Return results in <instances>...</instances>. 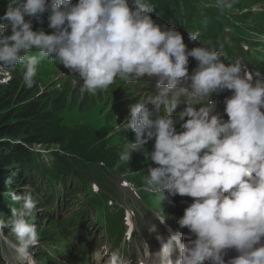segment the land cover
<instances>
[{
    "label": "clouds",
    "instance_id": "clouds-1",
    "mask_svg": "<svg viewBox=\"0 0 264 264\" xmlns=\"http://www.w3.org/2000/svg\"><path fill=\"white\" fill-rule=\"evenodd\" d=\"M235 2L215 0L214 6L223 12ZM152 11L150 0H9L0 16V71L19 67L31 88L37 66L47 59L77 76L75 83L90 95L116 78L155 80L156 94L131 104L128 118L109 133L134 131V141L127 140L119 154L125 163L154 140L145 153L155 165L147 169L146 185L192 198L177 219L187 237L157 235L154 264H264V75L242 68L239 60L226 61L211 44L188 49L181 32L154 21ZM45 12L51 33L32 27L33 19L43 23ZM199 35L189 32L188 40ZM189 57L196 61L191 72ZM225 90L231 92L224 99L227 120L211 99ZM182 96L191 102L182 103ZM7 195L17 206L0 219V234L7 229L14 237L18 264H34L31 250L40 243L36 201L28 190ZM229 249L237 254L226 260ZM106 264H125L119 249Z\"/></svg>",
    "mask_w": 264,
    "mask_h": 264
},
{
    "label": "trees",
    "instance_id": "trees-1",
    "mask_svg": "<svg viewBox=\"0 0 264 264\" xmlns=\"http://www.w3.org/2000/svg\"><path fill=\"white\" fill-rule=\"evenodd\" d=\"M6 6V1L0 0V16L5 13ZM19 76L22 77L21 72H18L17 77L12 76L9 81L0 83V197L5 196L8 190L21 192L25 185L38 189L51 178H56L63 187L67 182L73 183L76 180L80 185L70 188L76 191L85 184L83 171L95 167V160L106 163V167H96L102 178L109 173L107 163L111 166L120 162L119 168L123 170L125 167L129 170L134 164H141L138 156L133 158L132 152V158L127 163L119 159L126 143L120 139L128 131H121L110 143L105 138L113 126L106 120L98 129L88 124H58L56 117L64 111L66 104L63 94L38 91L36 84L28 88ZM71 103L77 104L74 100ZM78 106V110L83 107ZM33 144L56 145L58 150L52 151L47 160H41L29 150ZM108 159L111 161L107 162ZM31 170L41 171L39 180L29 184L24 181L23 175ZM121 217L120 208L109 213L108 228L121 232Z\"/></svg>",
    "mask_w": 264,
    "mask_h": 264
},
{
    "label": "rangeland",
    "instance_id": "rangeland-1",
    "mask_svg": "<svg viewBox=\"0 0 264 264\" xmlns=\"http://www.w3.org/2000/svg\"><path fill=\"white\" fill-rule=\"evenodd\" d=\"M56 77L55 80L51 81L50 83H48L49 81L47 79H44V84L48 85L46 86V88H50L52 86H55L56 89L59 90V87H62L64 91H66V93L69 92H82L80 89V84L79 83H75V81L78 80V77L75 75H70L67 77ZM0 83H4V80H7L8 77H6L1 71H0ZM59 78V79H58ZM40 84H41V80L37 79ZM39 84V85H40ZM40 87H43V85H41ZM87 94V100H91L93 102V108L89 111V112H82L80 110H78L76 107H74L76 105V103H71L69 105L68 108H65L64 111L59 115V117H56V121L58 124L62 125L66 124V125H70V124H74V123H79V124H83V125H90L92 126V128L98 129L101 125L103 121V113L105 112V110H107V108L109 107V105L111 104V102L116 99H118L120 97V94L116 93V88L113 87L112 89H107L103 92H97L95 95H90L88 93ZM80 96V95H79ZM80 98H85L84 96H80ZM71 101V100H69ZM97 104V105H96ZM114 123H117L118 120L114 119L113 120ZM112 124V123H111ZM113 126V124L111 125ZM116 126V125H115ZM114 126V127H115ZM114 127H112L109 132H113L115 131ZM134 134V131H130L128 132L124 137H122L120 139L121 142L126 141L127 138L132 137ZM118 133L109 135V138L107 140H109V142L111 143L116 137H117ZM111 161V159H108L107 162ZM108 166H110L108 164ZM95 169V168H94ZM96 170V169H95ZM97 171V170H96ZM115 171H123V169H120L119 167H114L113 164L110 166V174H112L113 176L116 174H113V172ZM109 180L111 181L112 179L109 178ZM110 187L111 189H113L114 191L117 190L116 188H114L113 186V181L110 182ZM118 201H120V203H128L134 210V212H138L140 213V217H138L137 215L135 217H132V221L135 224L136 227V236H137V243H134V245H131V247L128 246L127 250H129L133 257H137L140 256V254L143 253V251L146 249V247H149L150 253L153 256V253H155V250L153 248L152 244H144L143 240L145 241V243L151 239V237L148 235V237L146 235H142V233H146L147 230L151 231L149 228H153V226H155V229H157L158 224L154 219V216H152V214H150L149 209L147 207H145L142 203H137L136 201H133L129 198L128 193L125 190L120 189V192H118ZM153 217V218H152ZM90 221L92 223H96L95 225L93 224L92 227V231L97 234L98 230H100L99 227H97L98 223L97 221H94L92 218H89ZM138 227V229H137ZM142 229H144L145 231H141ZM103 240H110V238L107 237H102L101 238H95V240L92 242L93 244V248H94V252L98 258V256H100V243ZM57 244L59 243V240H56ZM40 259V256H39ZM100 259L96 260V263L99 261ZM44 261V260H43Z\"/></svg>",
    "mask_w": 264,
    "mask_h": 264
},
{
    "label": "bare ground",
    "instance_id": "bare-ground-1",
    "mask_svg": "<svg viewBox=\"0 0 264 264\" xmlns=\"http://www.w3.org/2000/svg\"><path fill=\"white\" fill-rule=\"evenodd\" d=\"M76 2V0H73V3H75ZM46 16H47V14H46ZM41 28H43L42 26H41ZM44 29V28H43ZM47 33H51L52 32V30H46V29H44ZM145 78H147V77H145ZM154 82H155V80H154ZM36 83H39V81L37 80L36 81ZM71 100H74V99H71ZM75 101V100H74ZM71 104V101H69L68 103H67V106L69 107V105ZM62 105H64V103L62 104ZM77 105L78 104H76L74 107H76L77 108ZM97 105V104H96ZM65 106V105H64ZM102 142V144H103V141H101ZM101 144V145H102ZM100 145V146H101ZM109 147V146H108ZM109 148H111V147H109ZM113 148V147H112ZM102 149V148H101ZM48 151L50 152L51 151V149H48ZM104 151V150H103ZM100 154V153H99ZM103 158H105L104 157V155H103ZM148 163H150V162H145L144 163V165L142 166V164H139V165H136V164H134V166L133 167H131L129 170H126V167L124 168V170H123V172H132V176H135V175H140V173L142 172V170H143V168H144V166L146 165V164H148ZM123 175V174H122ZM141 176V175H140ZM114 179H116V176H112ZM24 178V177H23ZM18 185V184H17ZM32 188H31V186H28V185H25L24 186V188L21 190V191H24V190H28V191H30ZM99 257V256H98Z\"/></svg>",
    "mask_w": 264,
    "mask_h": 264
}]
</instances>
